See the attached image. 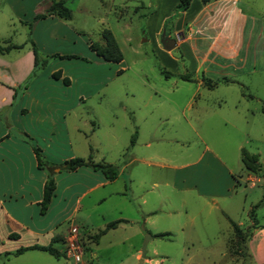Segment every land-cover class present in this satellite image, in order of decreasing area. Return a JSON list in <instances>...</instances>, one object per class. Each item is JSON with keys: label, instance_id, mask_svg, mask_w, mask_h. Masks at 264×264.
Masks as SVG:
<instances>
[{"label": "rangeland", "instance_id": "374dc122", "mask_svg": "<svg viewBox=\"0 0 264 264\" xmlns=\"http://www.w3.org/2000/svg\"><path fill=\"white\" fill-rule=\"evenodd\" d=\"M58 1L0 0V45H14L26 39L35 45L31 32L42 20L35 21V16L44 14L52 2ZM62 1L71 14L70 20L58 19L62 24L59 35L66 41L48 45L44 32V37L39 38L40 44L41 41L43 46L46 44V51L51 54L45 58L35 45L38 57L47 59L44 65H48L47 71L55 65L61 67V72L71 81L68 92L82 94L75 117L67 119L68 122H91L94 127L95 133L83 141L80 159L86 160L88 151L92 162L104 161L120 171L117 181L85 198L82 209L69 222L59 224L60 232L76 226L81 235L88 237L104 230L111 222L123 221L98 239V246L89 237L87 242H82L83 256L79 264H141L133 256L141 251L145 235H150L142 230L153 231L142 222L140 197L147 200L146 208L156 209L149 220H154L160 231L173 233L181 195L172 191V184L190 183L206 194H217L223 181L222 174L218 173L222 162L232 169L236 182L232 188L236 206L234 203L235 212L231 216L234 221L245 222L247 217L250 220L248 207L262 196L264 188V115L257 112L264 107V72L242 78L241 84H219L211 92L202 88L196 101L187 107L188 98L198 87L197 82L181 81L165 69L150 34L151 27L157 25L149 27L148 24L160 18L161 12L156 11L159 0ZM174 11L175 8L168 18ZM177 17L168 22V18L164 20V35ZM45 22L52 25L48 19ZM103 29L111 32L119 47L122 54L119 64L95 59L88 48L90 43L103 45ZM174 56L178 57L181 75L183 61L177 52ZM161 70L171 76L164 77ZM241 95L248 100L242 101ZM134 125L140 126L141 134L135 141L134 152L138 153L137 157L145 153V161L149 164L136 162L123 170L129 158L125 152ZM144 140L150 141V148L143 147ZM88 146H91L90 152ZM241 149L257 157L259 169L256 172L243 169ZM182 165L186 166L173 169ZM153 183L157 188H152ZM123 184L127 186L126 193ZM247 186L259 188L250 190ZM108 193L111 195L106 196ZM103 198L105 200H101ZM186 201L188 213L196 222L189 230L201 234L203 247L195 245L180 254L176 245L179 238L154 239L146 244L145 258L164 259L165 264H249L244 241L242 246L232 248V230L226 237L228 224L222 213L212 209L207 215L208 207L201 208L192 198ZM241 204L243 213L239 208ZM179 216L184 217L183 214ZM58 239L62 241V237ZM225 241L226 252L223 249ZM26 243L25 240L17 245L21 247ZM153 244L157 246L156 255L150 253ZM15 245L7 244L5 249H14ZM207 246H211L210 249L204 248ZM54 247L60 252L63 250L60 244ZM0 264L75 263L65 257L55 259L43 252L28 251L17 256H0Z\"/></svg>", "mask_w": 264, "mask_h": 264}, {"label": "crops", "instance_id": "0c3cea01", "mask_svg": "<svg viewBox=\"0 0 264 264\" xmlns=\"http://www.w3.org/2000/svg\"><path fill=\"white\" fill-rule=\"evenodd\" d=\"M177 4L178 0H159L156 11L161 12L160 18L148 25H157L151 27L153 29L150 34L158 59L165 69L171 74L180 75L178 57L174 56V52H177L183 61V74H191V79L198 84L197 89L188 98L187 107L196 101V96L202 88L211 92L219 86L218 84L208 89L202 83L203 78L213 82L226 78L232 82L229 84H241L242 78L264 72V0H209L206 3L191 0L188 9L178 15L168 33H165V38H175V47L168 51L160 43L164 33L163 22ZM46 19L50 20L52 25H46ZM58 19L46 17L40 20L44 21L43 24L39 21L32 29L33 41L37 49L45 54V58L51 53L46 51V44L45 47L42 41L40 44L39 38L44 37V32L47 34L48 45L66 41L64 36L59 35L62 24ZM179 33L183 37L176 40ZM7 44L0 46L5 47ZM12 46L17 48L0 53V256L14 255L17 249L33 245L47 246L55 237L64 239L68 228L60 232L59 224L69 222L82 209L85 198L90 197L99 188H105L117 181L120 172L115 165L104 161L93 163L115 167V180L108 181L100 171L90 167H80L72 172L63 170L64 162L81 157L79 154L83 150V141L95 133L91 122L67 120L72 115L75 117V112L83 100L82 94L68 92L71 89V81L61 72L59 65L48 71V65L42 70L39 67L34 70V55L28 39ZM98 58L96 56L95 59ZM54 74H58L56 79L52 77ZM241 100L248 99L241 95ZM257 112L261 110L258 109ZM133 129V136L125 152L129 158L124 163L123 170L136 162L149 164L145 161V153H140L142 157H137L138 153L134 152L135 141L141 134L140 126L134 125ZM152 135L153 133L150 134ZM150 145V141H143L144 148H150ZM34 149L39 150L41 160L46 163L44 169L38 168ZM89 155L87 151V158ZM151 157L153 156L149 155V158ZM184 166L186 165L174 166L173 169L180 170ZM220 168L218 173L222 174L223 181L217 189V194H206L190 183L172 184V191L181 195L179 207L175 211L177 220L174 221L176 227L173 233L160 231L155 226V221L149 220L156 209L146 208L147 200L143 196L140 197L139 212L142 222L153 231L151 233L142 230L150 234L147 244L154 239L179 238L180 241L176 245L180 254H185L195 245L203 247L200 242L201 234L189 230L196 225L195 218L188 213L186 201L187 198H192L201 208L208 207L207 215L212 209L222 213L228 224L227 238L231 235L229 221L246 231L245 247L249 264H264V199L261 196L248 207L249 212L256 206L253 222H250L248 217L245 222L234 221L231 216L236 206L232 195V188L236 184L234 173L224 162ZM49 173L53 175L55 190L45 214L41 216L39 204ZM130 175L128 171L129 184ZM257 187L247 186L250 190ZM152 188H157V184L153 183ZM123 189L126 193V184H123ZM109 195L111 193L106 196ZM154 202L157 204L156 195ZM239 208L243 213L242 204ZM180 214L184 217L179 216ZM106 234L107 232L104 235ZM159 234L169 236L159 238ZM81 238L83 242L88 240L87 236L81 235ZM25 240L28 242L26 245H17ZM98 242L95 246H98ZM7 244H16V249H5ZM153 245L150 253L156 255L157 246ZM223 249L226 252V241ZM133 257L141 264H165L164 259L157 261L141 258L139 251Z\"/></svg>", "mask_w": 264, "mask_h": 264}, {"label": "trees", "instance_id": "16d2710c", "mask_svg": "<svg viewBox=\"0 0 264 264\" xmlns=\"http://www.w3.org/2000/svg\"><path fill=\"white\" fill-rule=\"evenodd\" d=\"M191 0H178V4L175 7V11L173 13V15L168 18L166 20V22L173 20L175 17H177L179 14H181L182 12L186 11L189 7ZM202 3H206L209 0H201ZM56 16L59 19H63V20H70L71 18V14L70 11L68 9H66L64 7V1L60 0L58 2H52L51 5L49 6L48 10L45 11L44 14H40L35 16L34 20H40V19H44L46 17L49 16ZM165 22V23H166ZM101 39L103 41V45H98L95 43H90L89 44V49L90 51H92L97 57H99L100 59H102L104 62L107 63H114V64H118L122 61V54L119 50V47L115 41V39L113 38L111 32L107 29H103L101 32ZM32 47V51H33V55H34V70L37 69L38 67H43L44 65H46L47 63V59H40L38 57L37 54V49L35 48V45L29 41ZM11 48H17V46H12V45H7L5 47H1L0 46V53L3 52H7L9 51ZM40 63V65H39ZM161 74L164 75V77L168 78L171 75L163 70H161ZM58 74H54L52 75L53 78H57ZM191 74H181L178 75V78L182 81H187V82H191ZM64 83L67 82V80H63ZM203 85L205 87H207L208 89H212L215 86H217L218 84H229L232 83L231 81H229L226 78H222L218 81H210L207 79H202ZM261 113L264 115V107L261 108ZM34 154L36 157V161H37V166L39 169H44V167H46V163H44L41 158H40V154H39V150L38 149H34ZM240 161L242 164V167L244 170L249 171V172H256L259 167L257 164V157L248 153L245 149H241L240 150ZM80 167H90L91 169L95 170V171H100L104 177L108 180V181H113L116 179L117 177V171L116 168L108 165V164H94L91 161V158L88 157L86 160L80 159V158H74L71 160H68L66 162L63 163V170L67 171V172H72L75 171L76 169L80 168ZM263 192H262V198L264 199V188ZM54 190H55V183L53 180V175L51 173L48 174L47 180L44 184L43 187V194H42V200L39 204V214L41 216H43L50 204L51 198L54 194ZM256 206L252 207L250 210V215H249V219L253 222L254 221V210H255ZM123 223V221H115V222H111L109 224H107V226L105 227L104 230L97 232L96 234L92 235V236H88L89 239L94 240L95 242H97V240L104 235L107 231L115 229V227L120 224ZM230 227L232 230V239H233V247L235 248L237 246H242L243 245V241H244V248L246 250V241H247V234L244 233L243 230H241L238 226H236L233 222H230ZM169 234H159L157 235V237L159 238H164V237H168ZM62 241H59L58 238H53L51 243L47 246H39V245H33V246H29V247H25V248H19L15 251L14 255H21L25 252L28 251H39V252H43L48 254L49 256L58 259L60 257H65L64 256V252L63 250L60 252L57 248H55L53 245L55 244H60L61 246H63L64 244V239H61ZM63 249V248H62Z\"/></svg>", "mask_w": 264, "mask_h": 264}, {"label": "built area", "instance_id": "2783aa9c", "mask_svg": "<svg viewBox=\"0 0 264 264\" xmlns=\"http://www.w3.org/2000/svg\"><path fill=\"white\" fill-rule=\"evenodd\" d=\"M82 242L79 228L70 226L65 235L63 244V252L67 260H71L75 264L81 263L83 255Z\"/></svg>", "mask_w": 264, "mask_h": 264}, {"label": "water", "instance_id": "95a60500", "mask_svg": "<svg viewBox=\"0 0 264 264\" xmlns=\"http://www.w3.org/2000/svg\"><path fill=\"white\" fill-rule=\"evenodd\" d=\"M182 37H183L182 34L179 33L176 35V40H181ZM161 44L165 50L169 51L175 47V40L165 38V35L163 33L161 36ZM149 239H150V236L145 235V238H144V241L141 247V251H140L141 258H145V248H146V244Z\"/></svg>", "mask_w": 264, "mask_h": 264}]
</instances>
